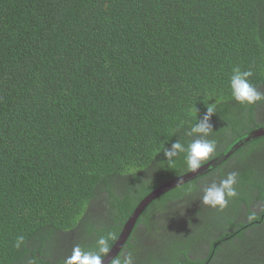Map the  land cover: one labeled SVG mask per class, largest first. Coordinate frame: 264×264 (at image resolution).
I'll return each instance as SVG.
<instances>
[{"label": "trees", "instance_id": "trees-1", "mask_svg": "<svg viewBox=\"0 0 264 264\" xmlns=\"http://www.w3.org/2000/svg\"><path fill=\"white\" fill-rule=\"evenodd\" d=\"M236 67L264 93V0H0V264H62L109 232L113 246L145 196L189 172L184 153L169 165L163 149L195 138L186 132L207 103L216 101L213 156L264 128V101L231 96ZM255 147L264 153V137L236 152L238 196L228 204L254 202L244 151ZM212 172L161 195L136 224ZM235 220L230 207L213 208L194 232L222 249L224 264L234 252L244 264L250 248L252 225ZM177 253L166 254L170 264H182Z\"/></svg>", "mask_w": 264, "mask_h": 264}, {"label": "flooded vegetation", "instance_id": "flooded-vegetation-1", "mask_svg": "<svg viewBox=\"0 0 264 264\" xmlns=\"http://www.w3.org/2000/svg\"><path fill=\"white\" fill-rule=\"evenodd\" d=\"M256 115L264 123V113L256 111ZM237 151L220 165L223 166L222 168L225 166L227 173L233 172L235 169L239 170L241 155L240 153L236 154ZM244 152L246 153V160H244L247 163L246 169L252 170L248 175L250 176V180H253L256 184V188H253L256 191L252 194L254 202L248 201L238 204H228V207H230L234 219H236L233 222L234 224L238 226L246 224L245 226H240L238 229L244 230L252 225L244 232L247 240L250 241V248L243 253H247L244 264H263L261 262H264V199L258 200L257 196L264 184V153H259L257 147ZM254 174L258 177L254 178ZM259 174L262 177L261 175L259 177ZM209 175L196 182L195 185L196 187L198 186V189L185 191L176 194V196L166 198L163 200L160 208H158V205L152 206L153 209L151 208L148 211L147 216L144 219L141 217L139 223L135 225L133 234L129 235L128 246L123 249L124 243L119 253L127 254L128 252H133L135 254V264H148L154 257L160 259L163 264H170L166 254H170L173 250L179 251L177 255L180 256V262L182 264H196L197 261H201L202 264H224V258L226 256L222 253V249H218L213 253L208 243L202 240L198 243L194 237V232L203 231L202 223L208 217V210L213 209H209L208 206L203 205L200 200L203 187L211 184L212 179H217L215 173L212 172ZM215 183L218 184V180ZM91 210L92 208H90ZM253 211L260 217L259 220L249 221L247 219L246 216L248 213ZM115 212L112 211V214H115ZM104 213L105 207H102L100 212L97 213V216L101 217L103 215L104 217ZM227 221L225 220V222ZM216 234H218V230H214L212 233V235ZM227 237H223L222 240L225 241ZM222 248L224 249V247ZM213 254L215 259H212ZM232 258V264H236L235 252L232 254Z\"/></svg>", "mask_w": 264, "mask_h": 264}, {"label": "clouds", "instance_id": "clouds-1", "mask_svg": "<svg viewBox=\"0 0 264 264\" xmlns=\"http://www.w3.org/2000/svg\"><path fill=\"white\" fill-rule=\"evenodd\" d=\"M253 73L250 70L241 71L239 67L233 68L229 80V87L232 98L240 103L253 105L264 101V93L259 92L250 82L249 77ZM216 110L215 103L206 104V112L202 118L197 117V122L190 127L186 135L195 137L187 145L181 143L179 140L172 142L170 147L163 149V155L168 161L169 165L174 164V158L179 154H185L187 168L190 172H197L206 162L211 160L215 150L216 141L210 140L209 137L213 132V127L210 119ZM238 173L235 171L229 172L217 184L215 182L203 187L201 202L203 205L210 208L223 211L229 203V200L238 196L236 189ZM249 221L257 219L256 212H249L247 215ZM116 237L113 233L101 235L95 242L94 249H85L80 245H75L69 256L63 259L62 264H104V260L112 251L110 241ZM24 242L23 236H18L16 239V247L19 248ZM110 264H135V254L128 252L127 254L120 253L115 255Z\"/></svg>", "mask_w": 264, "mask_h": 264}, {"label": "water", "instance_id": "water-1", "mask_svg": "<svg viewBox=\"0 0 264 264\" xmlns=\"http://www.w3.org/2000/svg\"><path fill=\"white\" fill-rule=\"evenodd\" d=\"M264 128L256 129L244 136L238 138L236 141L232 142L220 155L215 157L201 167L197 172H187L181 176H178L165 184L161 185L159 188L152 191L147 195L135 208L128 221L125 223L120 236L116 240L115 244L112 246V251L109 253L108 257L104 260V264H110V260L119 253L120 249L128 239V236L133 231L137 220L139 219L142 212L148 207L153 201L159 198L164 193L175 189L181 185L192 182L201 176L213 171L217 166H220L224 161H226L235 151L241 148L245 143L263 137Z\"/></svg>", "mask_w": 264, "mask_h": 264}]
</instances>
